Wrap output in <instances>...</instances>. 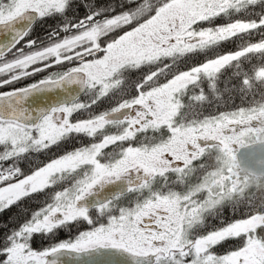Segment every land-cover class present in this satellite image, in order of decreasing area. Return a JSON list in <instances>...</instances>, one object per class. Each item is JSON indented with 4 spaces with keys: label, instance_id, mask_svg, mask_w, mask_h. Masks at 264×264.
Here are the masks:
<instances>
[{
    "label": "snow or ice",
    "instance_id": "snow-or-ice-1",
    "mask_svg": "<svg viewBox=\"0 0 264 264\" xmlns=\"http://www.w3.org/2000/svg\"><path fill=\"white\" fill-rule=\"evenodd\" d=\"M250 5L252 7H249ZM67 6L68 0H0V27L11 28L14 32L10 42L0 48V76L3 77L0 78V86L6 89L0 91V129L6 123H15L31 131L30 136L25 132V137L29 139L9 138L0 133V208L7 207L23 195L52 185L45 181V177L61 161L71 160L70 166L73 170L83 161L81 166L85 168L83 176H77L72 184H65L49 193L46 202L42 200L40 206L31 210L25 220L7 232L0 241V264H53L52 260L47 259V255L61 247L80 248L103 242L123 247L132 253L151 254L152 264H264V205H257L251 198L245 204L243 212L227 221L222 218L219 224L212 225L205 231H197L186 243H178L179 233L175 223L180 217L178 213L168 215L171 205L166 195L157 194L153 198L141 199L134 189H127L115 197L110 195L107 198H98L93 205L81 203L83 197L96 190L94 186L103 187L105 183L113 181V177L107 173L117 169L111 167V159H105L106 146L111 143L115 147V152L107 153L109 157L114 158L115 154L122 153L127 145L137 143V139L131 135H121L119 139H115L100 132L97 121L102 117L106 118L115 106L97 113L87 104L60 102L46 109L38 108L35 119H32L30 110L25 107V98L35 89L53 88L62 83L65 75L58 74L57 69H61L63 65H68L70 69L71 64L78 61L74 57L70 61L49 56L48 59L55 63L45 62L43 67H34L31 72L18 69L31 57L36 56L35 49H55L57 42L62 38L65 40L72 33H81L98 15L95 11H90L74 25L69 24L66 28L59 25L62 34L53 30L44 37L43 42L27 39L19 47L17 43L28 32V28H17L16 22L25 16L63 12ZM148 8V4L133 9L122 8L118 13L125 19L129 12H134L138 19L122 23L117 32L112 34L113 37L123 41L124 46L136 42L162 43L173 38L179 40L190 26H194L193 21L201 27H213L209 21L217 15L228 17L229 10L236 12L245 9L252 15L244 18L236 16L226 19L224 23L236 20L237 23H243L248 32L260 33L258 37L250 40H264V0H229L222 11L208 9L211 15L206 14L205 9L200 7L196 0H156L150 11H146ZM141 12H144V15H140ZM116 15L117 12L105 15L104 18L107 20L108 17ZM49 68L53 71H49ZM67 71L68 69H65L64 73ZM37 72L45 74L20 87L11 86ZM245 74L238 73L241 76V84ZM143 87L144 85H141V89ZM132 95L135 96L136 92ZM98 99L93 100L92 104H96ZM137 109L143 111L138 112ZM116 110L126 117L124 123L134 128H140L134 123L140 115L149 119L143 99H140V103L128 99L126 107ZM74 112L81 114L73 117ZM219 115L223 117L224 113ZM214 118L205 117L206 120ZM145 131H150L154 136L172 138L178 129L161 123L159 129L149 128ZM79 132L91 137V142L80 143L68 150L59 147V141L63 137ZM209 133L207 126L203 131H193L189 147L195 145L198 148L199 143H213L211 139H199L207 137ZM31 143H36V148L31 149L47 150L52 147L54 151L42 161L37 157L32 169L22 172L16 167L15 161L18 154L30 148ZM5 160L11 163L6 164ZM171 163L176 165L183 161L177 159L171 160ZM5 171L11 174L5 176ZM141 173L143 172L137 173L135 181L139 180ZM92 207L96 209L95 213L89 210ZM114 209L116 211H113ZM165 209L168 212L164 211ZM100 216H105L106 222L98 223ZM68 222H87L88 227L80 230L70 241L54 242L45 247L32 246L30 236L33 231L49 233L57 225L68 226Z\"/></svg>",
    "mask_w": 264,
    "mask_h": 264
},
{
    "label": "flooded vegetation",
    "instance_id": "flooded-vegetation-1",
    "mask_svg": "<svg viewBox=\"0 0 264 264\" xmlns=\"http://www.w3.org/2000/svg\"><path fill=\"white\" fill-rule=\"evenodd\" d=\"M223 5L225 3L228 4L229 0H219ZM134 3L135 0H68V6L65 8L63 12H53L46 14L44 16H36L34 21L29 25L28 32L25 36L17 43V47L23 44L24 40L27 39H34L43 42L44 37L51 33L53 30L60 32L62 34L59 25L67 22L70 25H74L77 20H79L82 16L87 15L90 11H95L97 15H109L115 12H119L122 8H127L129 3ZM109 4H115V7L111 9L108 8ZM211 6L208 3V6ZM249 7H252L251 5ZM215 11L216 8H213ZM223 10V6L221 7L220 11ZM252 13H249L247 16H251ZM244 16H246L244 14ZM246 16V17H247ZM236 17V13L232 10H229V16L225 17L224 15H217L209 24L213 25V27H207L209 30L213 28L215 30L214 33L217 37V40L204 42L200 44H195L196 41L193 39L188 38L189 33L191 31H201V26L195 24L193 21L194 26H190L187 31L182 34L179 38L178 43L176 44L177 47L173 48L171 46V41H164L162 44L157 42H136L134 44H130L128 46L121 45L118 48L110 52H106L103 56H93V55H86L80 53L79 50L71 45L62 49L61 53L57 55L55 52L53 54L44 56L40 55L42 49L37 48L36 56L32 59H29L23 66V69H18L24 72H31L33 71L34 67L39 68L43 67L45 62L48 64H53L55 61L49 60V56H55L60 60H72L74 57L76 63L71 64V68L69 69L68 65H63L61 69H57L58 74H66L64 73L65 69H68L67 73L70 71H80L85 73L84 79V90L76 97L75 99H71L65 102H72L78 104H87L89 108L94 112H101L103 110L109 109L108 106H115L112 111H109L108 114L118 111L117 108H123L127 106V101H123L119 103L118 100H121L125 93L124 88L132 89L133 93L136 92V95L133 96L132 94L127 93L128 99L132 102L140 103V99H143L145 107L148 109L149 119H145L143 115H140L136 120L135 124L139 125L140 127L144 126L145 124H165L167 127L171 128L176 126L177 128L181 126L184 130H186V134L182 135L178 131L173 134L172 138H166L164 143H156L153 144L152 147L145 152L142 148L138 147L137 143H132L131 145H127L125 150L122 153H116L114 158L109 157L107 153L115 152V147L109 143L105 149V159H111L112 165L111 167L116 168L115 171H108V175L113 177L114 180H125L128 182L129 180L135 181V177L137 173L143 172L145 175L148 173H156L158 170L152 163L155 160L165 159L169 162L170 166H174L175 164L171 163V160H181L185 161L186 159L191 158L193 163L200 165L197 169V173H202L204 171H213V168L216 164L214 160V156L216 155L217 151L222 154V162L226 165L224 170L220 172L219 176L215 177L214 179L218 180L220 184H223L225 177H228L232 174L231 179L232 183L229 184V187H235L241 181L247 179L250 183L247 185L246 191H244L245 201L244 203H248L249 199H253L254 203H259L262 196H264V177H253L243 171H241L237 165L236 161V152L237 150L245 146L253 141L262 140L264 138H251L247 139L244 135L245 131H251L252 126H256L254 124L258 123L257 117L260 113H264V108L257 113H252L251 111H244L241 110L238 113L230 112L225 113L223 117L219 116L216 119H208L204 122H198L195 124H187V125H178L174 122L175 115L169 114L164 110L160 96L161 93L156 91L158 86L162 83L168 81L173 75L169 74L170 69L169 66L172 64L170 63V59L172 57L173 51L179 52L185 51L181 55L183 57L186 54H189L192 50H208L211 52L215 51V49H221L225 45V49H221L224 51L223 54L228 53V51H236L232 54L235 55L234 57L230 58L229 60H233L239 57L242 53H244V49L247 47L252 46L240 44L239 46L234 42L237 38V35L247 31L245 25L244 29H241V26H232L239 24L236 20H232L230 23H224L226 19ZM242 24V23H241ZM222 28L221 35H219V30ZM216 30L218 33L216 34ZM77 33H72L69 37H75ZM231 40V42H226ZM192 42V47H184L186 42ZM225 41V43L222 42ZM64 42L62 38L61 41L57 42L58 44ZM261 45L263 43H256L253 46ZM230 46V47H228ZM141 47L143 50H152L156 47H159L162 51L156 54L152 53L149 55H141ZM228 47V48H226ZM182 48V49H180ZM261 48L255 49L259 50ZM254 50V49H253ZM139 51V53H137ZM243 51V52H242ZM248 51V50H247ZM245 51V53L247 52ZM252 51V50H251ZM185 55V56H184ZM214 55V54H213ZM228 55V54H226ZM201 52L198 53L199 63L201 60H204L206 57L201 58ZM229 62V61H228ZM167 66L165 68H160V70H154L153 68L150 70H146L148 66L159 64ZM185 63V62H183ZM225 65V64H224ZM141 66H147L143 69L144 72L142 75H129V68L135 67L136 71L138 72V68ZM191 67H187L184 70H189ZM117 70L125 71L127 73L126 80H128V84H124L123 82L117 83V78L114 76V73ZM49 71H53L52 68H49ZM139 72V73H141ZM185 71H182L183 73ZM44 72H37L34 75L29 76L26 79H22L17 83L11 85L13 87H20L24 83L31 82V80L38 79L40 76L44 75ZM129 75V76H128ZM198 77V75H197ZM197 77H194L193 80ZM0 78H3L0 76ZM133 82V84H132ZM192 83V82H191ZM190 84V83H189ZM187 84V85H189ZM141 85L144 87L141 89ZM186 85V86H187ZM185 86V87H186ZM184 88V87H183ZM182 88V89H183ZM181 89V90H182ZM6 90L4 86H0V91ZM180 90V91H181ZM179 91V92H180ZM158 92V93H157ZM179 92H177L179 94ZM96 104H92L93 100H97ZM127 99V100H128ZM160 100V102H159ZM164 102L168 103L167 98L164 97ZM150 102V103H149ZM138 112H142V109H137ZM178 111V110H177ZM154 113V114H153ZM80 112H74L72 115L76 117L80 115ZM126 117L123 115L120 119H113V120H106L105 118H101L100 121H97V126L99 129H103L102 134H107L109 136L110 133L114 132V125L113 121H125ZM125 124V123H124ZM6 127H16L23 132H31L26 128H22L19 125L12 123V124H5ZM128 125L125 124V127ZM207 126L210 129V133L207 137H200L199 139H211L214 142L211 144H204L199 143V147L197 148L195 145L189 147L191 145V133L196 130L203 131L204 127ZM250 132V133H251ZM78 134H83L82 132L79 133H69L68 137H63L59 141V146H71L76 147L80 143H90L91 137L85 135V139H77ZM238 135L240 137H238ZM67 137V136H66ZM115 139H119V135L112 136ZM250 137V135H249ZM98 138V137H97ZM129 149L133 150L132 154L129 155L130 161H126L124 158L126 154L130 151ZM199 157V158H197ZM104 157H102L103 159ZM171 158V159H170ZM72 163V162H71ZM83 161L80 164H77L75 170L72 168L73 177L69 180H63L62 182L58 183V187L61 188L62 184L69 181V185L77 178V176L84 175V167L81 166ZM199 175L193 177V179H198ZM259 181V182H257ZM106 184V183H105ZM179 185H177L178 187ZM96 189L93 192L98 191L101 187L99 185L94 186ZM132 189V186L129 187ZM261 189V191H260ZM260 192V193H259ZM89 193V194H90ZM261 194V196H259ZM119 194H115L113 197ZM257 196V197H256ZM127 199V197H125ZM171 202L169 201V204ZM245 204H229L223 203L218 205L215 210V214L208 213L204 217L203 224L198 228L200 229L204 225L212 226L219 224L221 219L223 218L224 221H227L231 218H234L238 213H241L245 209ZM92 213H95L96 209L94 207L89 209ZM116 210V209H114ZM179 214V211L177 212ZM100 222H106L105 219H101ZM180 219H176L175 226H180ZM99 245H107V246H114L108 242L103 243H91L88 244L87 248L96 247ZM117 246V245H116ZM120 247V246H117ZM123 248V247H121ZM125 249V248H123ZM127 250V249H126ZM129 251V250H127ZM130 252V251H129ZM132 253V252H131ZM136 254V253H134ZM138 255H145V254H138Z\"/></svg>",
    "mask_w": 264,
    "mask_h": 264
},
{
    "label": "trees",
    "instance_id": "trees-1",
    "mask_svg": "<svg viewBox=\"0 0 264 264\" xmlns=\"http://www.w3.org/2000/svg\"><path fill=\"white\" fill-rule=\"evenodd\" d=\"M256 7H258V5ZM235 13L236 16L242 18L249 15L245 9H240ZM244 14L246 16H244ZM259 35V32L250 33L248 31L238 34L234 41L238 46L240 44L254 45L256 43H263L262 48L255 51L252 50L248 53H242L239 57L227 62L218 71L211 75H198L195 81L179 92L178 98L180 105L174 118L175 123L178 125L195 124L206 121V116H220L219 113L221 112L224 114L230 112L238 113L241 110H244L251 111L254 114L264 108V106L257 103L259 99H264V73H262L264 71V51H261L264 50V40H250ZM226 42H231V40ZM223 43H225V41L222 42V45ZM224 47L225 45L221 49H225ZM221 49H215L213 52L210 50L206 55L208 57L213 54L214 56H219L218 54L224 53ZM234 51H236V49ZM199 52V50H192L189 54H186V56L184 55L185 57H183L181 55L182 53L180 54L179 52L174 51L170 59V63L172 64L169 66V74L174 75L187 67L189 68L192 65H195L200 59L198 58ZM160 64L161 63L154 64L148 67L141 66L138 68V72L135 67H130L129 75H142L144 72L141 71H143L145 67H147L146 70L152 68L154 70H160V68L163 69L167 67ZM241 72L246 73L243 76V84H241V76L238 75V73ZM127 73L125 71L117 70L114 73V76L117 78V83L123 82L125 85L128 84V80H126ZM123 93H125L124 97L115 103H119V101H127V93L132 94L133 90L124 88ZM110 107L112 106H108V108ZM65 138L69 137L67 136ZM85 138L84 134H78L77 136V139ZM59 147H61L62 150L74 148L71 146ZM53 151L54 148L52 147H49L47 150L29 148L25 152L18 154L15 164L19 166L22 172L30 171L33 165L37 162V157L42 161L51 155ZM4 163L9 164L11 161L5 160ZM70 177H73V173H69L67 180H69ZM62 181L49 185L43 190L23 196L15 202L7 205L5 208H0V241L3 240V237L9 230L18 226L20 222L25 220L31 214V210L38 208L42 200L46 202L49 198L48 194L59 188L58 183ZM67 182L66 184H68ZM64 185L65 183L62 184L61 187ZM259 196H261V194H259ZM87 227V222H81L80 224L68 222V226L57 225L49 233L33 231L30 236V241L34 248L45 247L54 242L69 241L75 237L76 233ZM210 227L211 226L204 225L198 229V231H205ZM229 243H231V241H229Z\"/></svg>",
    "mask_w": 264,
    "mask_h": 264
},
{
    "label": "clouds",
    "instance_id": "clouds-1",
    "mask_svg": "<svg viewBox=\"0 0 264 264\" xmlns=\"http://www.w3.org/2000/svg\"><path fill=\"white\" fill-rule=\"evenodd\" d=\"M143 4H148L149 8L146 11H150L151 5L156 4V0H135L134 3H129L128 8L133 9ZM114 7L115 4L108 5L110 11ZM140 15H144V12H141ZM104 17L105 15H98L92 24L83 29L81 33H77L75 37H67L55 49L51 47L42 49L40 55L48 56L53 52L59 55L63 48L71 45L77 48L80 53L103 56L106 52H110L124 43L123 41H119L118 37L114 38L112 35L117 32L121 24L130 23L132 20L138 19L134 12H129L127 19L118 12L116 16L108 17L107 20ZM68 25L69 23L65 22L60 26L66 28ZM32 58L34 57L30 59ZM23 66H21V69H23ZM13 74L15 75L16 73L14 72ZM257 103L264 106V99H259ZM257 120L256 127L261 129L259 135L264 138V113H260ZM112 123L115 131L110 133V135H122L124 137L131 135L132 137H136L138 147L142 148L145 152L153 144L164 143L167 138L154 136L150 131H145V129L149 128L159 129L160 124H145L140 128H134L131 126L125 127L123 121H113ZM100 132H103V129H100ZM21 138L29 139L28 137ZM29 147L36 148V143H31ZM214 160L216 164L213 171H204L199 174L197 173V169L200 165L193 163L191 158L174 166H170L169 162L165 159L155 160L152 163L158 171L156 173H148L147 175L141 173L139 180L132 183V189L136 191L137 196L141 199L153 198L157 194L169 197L171 211L168 212L167 209L164 211L168 212L169 216L179 211L181 227L176 229L179 233L178 243H186L191 236L195 235L198 228L203 224L204 217L208 213L215 214L218 205L223 203L245 204L244 191L242 189L246 191L250 181L245 179L235 187H229V184L232 183V174H230L228 177H225L223 184H220L214 178L219 176L226 165L222 162V154L219 150L214 156ZM16 167L18 168L19 166L16 165ZM71 172V168L54 169L49 172L47 183L54 184L65 180ZM10 174V172H4L5 176ZM196 175H199V178L193 179ZM177 185L179 186L177 187ZM257 205H264V196H262Z\"/></svg>",
    "mask_w": 264,
    "mask_h": 264
},
{
    "label": "water",
    "instance_id": "water-1",
    "mask_svg": "<svg viewBox=\"0 0 264 264\" xmlns=\"http://www.w3.org/2000/svg\"><path fill=\"white\" fill-rule=\"evenodd\" d=\"M35 18L36 16L31 15L22 17L16 22L15 27L28 28ZM13 35V29L0 27V48L5 47ZM64 75L65 79L61 84L53 88L35 89L25 98L24 105L30 110L32 119L38 115V108L46 109L54 104L75 99L83 91L84 73L70 71ZM122 117L123 113L116 111L107 115L106 119ZM236 159L241 171L254 177H264V140L240 147L236 152ZM131 186L132 183L125 180L109 182L97 192L83 197L81 203L93 205L98 198H107L116 193L122 194ZM47 259L52 260L53 264H151L153 257L151 254H134L119 247L97 246L88 249L61 247L49 253Z\"/></svg>",
    "mask_w": 264,
    "mask_h": 264
},
{
    "label": "rangeland",
    "instance_id": "rangeland-1",
    "mask_svg": "<svg viewBox=\"0 0 264 264\" xmlns=\"http://www.w3.org/2000/svg\"><path fill=\"white\" fill-rule=\"evenodd\" d=\"M197 4L202 7L203 9H205L206 14L211 15V12H208V9H213L216 8V10L220 11L221 7L223 6V9L227 6V3H225L224 5L219 1V0H196ZM208 3L211 4V6H208ZM198 19V18H197ZM232 26H241V29H244V24L239 23L236 25H232ZM250 27V25L248 26ZM221 31L222 28H220L219 30V35H221ZM215 30H213V28H211L210 30L207 27H201V31L195 32V31H191L192 34L194 35H188V38L193 39L196 41L195 44H200V43H204V42H210V41H215L217 40L218 36H215V34H211L214 33ZM218 33V30H216V34ZM178 41L176 38H173L171 40V46L173 48L177 47ZM191 41L190 42H186L183 46L184 47H192L191 45L194 44ZM162 44V43H159ZM261 48V45H256V46H250L245 48L243 51L245 53V51H247L246 53L250 52L251 50L254 49H258ZM150 49V48H149ZM143 50V48L141 47V55H149V54H156L159 52H161L162 50L159 49V47H156L155 49L152 50ZM182 49V48H180ZM201 52V58L204 57H208L206 54H208V50H199ZM242 51V52H243ZM180 52V51H179ZM185 51H181V53H184ZM235 51H228V55L226 54H218L219 56H209L208 58L201 60L199 63H195V65L191 66V69L189 70H183L185 72L181 73L182 71H180V73H176L174 74L168 81L162 83L160 86H158V88L156 89V91L158 90L159 93H161L160 96V100H161V104L164 108V110H166L167 112H170L169 114H176L177 110L179 108L180 102H179V98H178V93L183 87H185L187 84L193 82L196 80V78L193 80L194 77H197V75L200 74H206V75H211L213 73H215L216 71H218L224 64H226L228 61H230L229 59L234 57L235 55H232ZM139 53V51L137 52ZM174 53V51H173ZM215 53V52H214ZM53 54V53H52ZM264 73V71L262 72ZM157 92V93H158ZM164 97L167 98L168 103L164 102ZM159 100V102H160ZM264 111V110H263ZM219 116H216L214 119H216ZM257 125V124H254ZM176 127V126H174ZM177 128V127H176ZM185 128V127H183ZM183 128L178 127L177 129L179 130L178 132L182 135L186 134V130H184ZM251 131L246 130L244 135L247 139L251 138L252 139H256V138H262L259 135V132L261 131V129H258L256 126H252L251 127ZM251 132V133H250ZM0 133L4 134L5 136L12 138V137H16L17 139L21 138V137H25V132H23L22 130L16 128V127H6L4 126L2 129H0ZM27 134L30 136L31 132H27ZM39 133L37 132V135ZM250 135V137H249ZM238 137H240L238 135ZM133 152V150H130L128 152V154H126V157L124 158L126 161H130L129 155H131ZM71 160H65V161H61L59 163V165L54 168V169H61V168H71L70 166L72 163ZM85 170V169H84ZM45 181L47 182V177H45ZM24 196V195H23ZM22 197V196H21ZM10 204V203H9ZM8 204V205H9ZM104 216H100L99 218L102 219ZM180 226H176V228L178 229L179 227H181V223H179ZM77 235V233H76ZM75 235V236H76ZM74 238V237H73ZM72 238V239H73ZM71 239V240H72ZM70 241V240H69ZM88 246V245H86ZM116 246V245H114ZM85 247V246H83ZM82 248V247H80ZM72 249H79V248H72Z\"/></svg>",
    "mask_w": 264,
    "mask_h": 264
}]
</instances>
